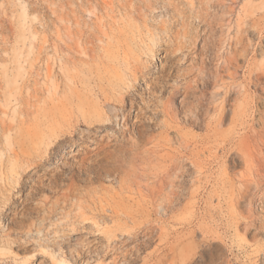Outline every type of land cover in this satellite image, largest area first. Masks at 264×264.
Listing matches in <instances>:
<instances>
[{
	"label": "rangeland",
	"instance_id": "374dc122",
	"mask_svg": "<svg viewBox=\"0 0 264 264\" xmlns=\"http://www.w3.org/2000/svg\"><path fill=\"white\" fill-rule=\"evenodd\" d=\"M0 264H264V0H0Z\"/></svg>",
	"mask_w": 264,
	"mask_h": 264
},
{
	"label": "bare ground",
	"instance_id": "6f19581e",
	"mask_svg": "<svg viewBox=\"0 0 264 264\" xmlns=\"http://www.w3.org/2000/svg\"><path fill=\"white\" fill-rule=\"evenodd\" d=\"M162 70V69H161ZM171 74V73H170ZM150 85V84H149ZM108 108V112H110L113 116H114V118H115V120H116V122H117V125L118 126H120L121 125V121L123 122L122 123V126L119 128L120 130L122 129V128H124V126H125V120H126V111L125 110H123V111H120L121 112V115H122V120L119 118L120 117V115H119V112H118V110H117V108L116 107H113V106H109V107H107ZM122 110V109H121ZM84 133L85 134H88V135H91L90 136V139H91V142L92 143H94V144H96V143H99V141L101 140H108V141H111L113 138H115V140H117V134L115 133V131H112V130H110V128L109 127H107V126H105L104 127V129H102V128H97V129H95L94 131H91V132H89V131H84ZM117 142V141H116ZM240 152L242 153V157H244V153H243V151H242V149H240ZM73 154V150L72 151H69V152H67L66 154H64L63 156H62V162L64 163V165H68L69 164V158L71 157V155Z\"/></svg>",
	"mask_w": 264,
	"mask_h": 264
}]
</instances>
